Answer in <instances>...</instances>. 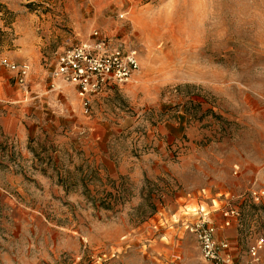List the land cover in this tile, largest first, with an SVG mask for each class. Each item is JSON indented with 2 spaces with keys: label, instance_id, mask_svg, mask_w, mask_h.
I'll return each mask as SVG.
<instances>
[{
  "label": "rangeland",
  "instance_id": "1",
  "mask_svg": "<svg viewBox=\"0 0 264 264\" xmlns=\"http://www.w3.org/2000/svg\"><path fill=\"white\" fill-rule=\"evenodd\" d=\"M94 31L138 70L84 107L51 72ZM2 61L0 264H211L200 210L264 264V0H0Z\"/></svg>",
  "mask_w": 264,
  "mask_h": 264
},
{
  "label": "built area",
  "instance_id": "2",
  "mask_svg": "<svg viewBox=\"0 0 264 264\" xmlns=\"http://www.w3.org/2000/svg\"><path fill=\"white\" fill-rule=\"evenodd\" d=\"M0 67L15 74L19 86L25 85L29 75L26 65L16 66L2 61ZM138 70L137 53L134 49H124L122 45L111 43L94 31L86 43L78 44L57 55L52 81L71 86L84 107L89 106V98L103 91L110 84H125ZM54 83L51 88H54ZM255 205L264 204V189L251 193ZM238 217L236 211H225L224 217ZM186 229L198 243L200 253L205 261L211 264H257L262 240L256 241L248 248L249 259L237 262L228 243L216 241L215 227L207 214L200 210L199 219L187 225ZM76 264V263H73Z\"/></svg>",
  "mask_w": 264,
  "mask_h": 264
},
{
  "label": "trees",
  "instance_id": "3",
  "mask_svg": "<svg viewBox=\"0 0 264 264\" xmlns=\"http://www.w3.org/2000/svg\"><path fill=\"white\" fill-rule=\"evenodd\" d=\"M108 196V195H107ZM109 197H110V194H109ZM113 203L114 202H111V201H109V200H102V201H100V206L101 207H103L104 209H106V210H110V209H112L113 208Z\"/></svg>",
  "mask_w": 264,
  "mask_h": 264
},
{
  "label": "bare ground",
  "instance_id": "4",
  "mask_svg": "<svg viewBox=\"0 0 264 264\" xmlns=\"http://www.w3.org/2000/svg\"><path fill=\"white\" fill-rule=\"evenodd\" d=\"M56 84H58V86H59V82H55Z\"/></svg>",
  "mask_w": 264,
  "mask_h": 264
}]
</instances>
